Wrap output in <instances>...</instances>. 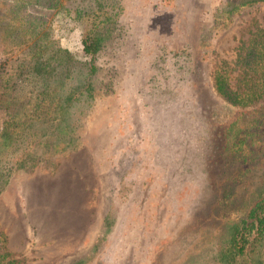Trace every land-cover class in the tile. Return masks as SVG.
I'll return each mask as SVG.
<instances>
[{"label":"rangeland","instance_id":"rangeland-1","mask_svg":"<svg viewBox=\"0 0 264 264\" xmlns=\"http://www.w3.org/2000/svg\"><path fill=\"white\" fill-rule=\"evenodd\" d=\"M229 2L122 0L119 42L95 62L63 13L44 2L20 10L46 22L78 65L72 80L89 75L94 88L75 108L76 147L39 150L0 191V227L21 264H221L218 253L264 195V124L251 125L264 110L231 106L213 85L217 65L233 63L263 26L264 5L229 17ZM14 5L0 0V16ZM30 56L0 46V70L13 59L29 79ZM5 117L0 108V132ZM229 128L255 133L261 151L249 172L238 154L223 162ZM244 264H264V244Z\"/></svg>","mask_w":264,"mask_h":264},{"label":"trees","instance_id":"trees-1","mask_svg":"<svg viewBox=\"0 0 264 264\" xmlns=\"http://www.w3.org/2000/svg\"><path fill=\"white\" fill-rule=\"evenodd\" d=\"M34 2H44L48 9L77 23L82 29L83 50L94 62L106 46L115 47L122 35V0H15L14 11L4 10L0 16V46L14 54L29 48L32 62L29 79H21L13 59H8L0 70V108L6 116L0 132V191L9 183L13 171L29 166L39 150L65 153L75 148V108L89 105L94 97L89 75L72 80L71 72L78 65L68 50L56 48L46 22L20 11ZM256 5H264V0H235L225 4L223 13L231 17ZM239 49L233 63L223 60L217 65L213 72L214 89L231 106L264 110V24ZM236 70L238 74L233 76L231 73ZM89 71L92 75L97 73L96 64L92 63ZM20 86L31 90L19 95L16 91ZM19 105L21 109H17ZM263 124V118L251 120L254 127L261 128ZM245 132L238 138L232 128L227 129L225 144L218 148L228 153L218 154L226 164L238 154L235 165L241 166L243 173L245 169L251 170L257 158L255 153L261 151L256 150L255 141L250 138L255 133ZM251 148L256 151L251 152ZM263 244L264 195L240 218L217 258L221 264H244ZM21 262L8 248L7 235L0 227V264Z\"/></svg>","mask_w":264,"mask_h":264}]
</instances>
